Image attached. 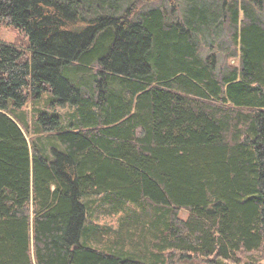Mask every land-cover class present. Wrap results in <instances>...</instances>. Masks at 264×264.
I'll use <instances>...</instances> for the list:
<instances>
[{
  "label": "trees",
  "instance_id": "trees-1",
  "mask_svg": "<svg viewBox=\"0 0 264 264\" xmlns=\"http://www.w3.org/2000/svg\"><path fill=\"white\" fill-rule=\"evenodd\" d=\"M157 1L0 0V264L264 258V0Z\"/></svg>",
  "mask_w": 264,
  "mask_h": 264
},
{
  "label": "rangeland",
  "instance_id": "rangeland-1",
  "mask_svg": "<svg viewBox=\"0 0 264 264\" xmlns=\"http://www.w3.org/2000/svg\"><path fill=\"white\" fill-rule=\"evenodd\" d=\"M123 1L125 2V0H123ZM170 1L171 0H158L157 2L145 4L143 6V9L150 8L151 6H154L155 4L156 5L160 4L162 6L170 8L172 6V4L174 3V9H173V13L171 15L176 16L180 13V11L182 10V7L187 6L191 0H172L171 2ZM200 1H203V0H200ZM205 1H208V0H205ZM218 41L220 42V45H226L227 44L228 39H227L225 32L222 33V35L219 37ZM208 42H209V44L216 45V43L211 42V40H208ZM0 43H7V44L15 45V46L21 48L22 50L29 52L28 38H27L26 34L22 30H20L19 28L15 27L13 25H9L8 23H5V22L0 24ZM211 49L214 50L213 48H211ZM204 51L206 52L207 49H204ZM217 54L219 56L220 61L224 62V54L221 52H217ZM226 60L230 64H237L238 63V56L237 55L230 56V58L226 59ZM47 95H48V92H45L43 94V97L45 98V97H47ZM34 106L45 107L44 101L36 102L33 100H29L26 103V105L22 108V110L25 113H27V117H28L29 122H31L33 119V111H34L33 108H34ZM69 107H66L63 110L66 111ZM29 137L30 136H28V138ZM187 214H188V212L186 210H181L179 213L181 218H185L187 216ZM96 220H97V222H99L101 224L116 228L118 225V222H119V214L100 216V217L96 218ZM182 264H209V263L192 257L190 259H186L185 261H183ZM258 264H264V258H262L258 262Z\"/></svg>",
  "mask_w": 264,
  "mask_h": 264
}]
</instances>
